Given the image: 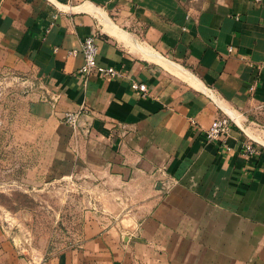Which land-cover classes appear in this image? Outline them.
Instances as JSON below:
<instances>
[{
  "label": "crops",
  "instance_id": "1",
  "mask_svg": "<svg viewBox=\"0 0 264 264\" xmlns=\"http://www.w3.org/2000/svg\"><path fill=\"white\" fill-rule=\"evenodd\" d=\"M88 36L121 76L81 77ZM0 67L39 81L53 121L88 109L75 175L103 211L37 263L0 224V264H264V153H242L264 149V0H0Z\"/></svg>",
  "mask_w": 264,
  "mask_h": 264
},
{
  "label": "rangeland",
  "instance_id": "2",
  "mask_svg": "<svg viewBox=\"0 0 264 264\" xmlns=\"http://www.w3.org/2000/svg\"><path fill=\"white\" fill-rule=\"evenodd\" d=\"M41 89L28 74L0 67V224L34 263L75 246L86 216L103 214L91 202L100 198L97 182L75 175L71 138L79 134L48 117Z\"/></svg>",
  "mask_w": 264,
  "mask_h": 264
},
{
  "label": "built area",
  "instance_id": "3",
  "mask_svg": "<svg viewBox=\"0 0 264 264\" xmlns=\"http://www.w3.org/2000/svg\"><path fill=\"white\" fill-rule=\"evenodd\" d=\"M228 51L231 52L232 49L228 48ZM81 54L83 56V65L79 70L81 77H87L90 74L96 73L104 77L114 78L119 77L121 74L111 67H102L99 66L96 62L97 56V46L95 44V38L88 36L83 39L81 43ZM132 90L138 91L140 93H146V86L140 83H132ZM253 88H250L252 91ZM89 111L86 107L82 106L76 112H66L62 121L68 125L75 134L83 132L87 134L89 128L91 127L90 121L85 120L89 117ZM84 119V120H83ZM192 125H195V121H190ZM231 122L226 117H221L215 120L211 126L205 131V139L209 142L211 141H221L225 143V140L230 133ZM242 153L247 157H255L264 153V149L254 146L251 140L247 141L242 146ZM4 230V227L1 226ZM5 231V230H4Z\"/></svg>",
  "mask_w": 264,
  "mask_h": 264
}]
</instances>
